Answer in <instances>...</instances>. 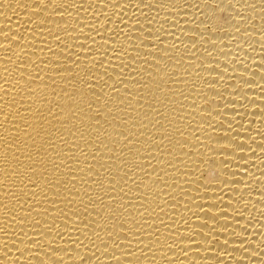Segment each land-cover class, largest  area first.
<instances>
[{"label": "bare ground", "instance_id": "6f19581e", "mask_svg": "<svg viewBox=\"0 0 264 264\" xmlns=\"http://www.w3.org/2000/svg\"><path fill=\"white\" fill-rule=\"evenodd\" d=\"M0 264H264V0H0Z\"/></svg>", "mask_w": 264, "mask_h": 264}]
</instances>
